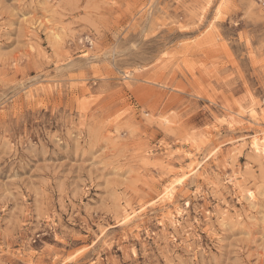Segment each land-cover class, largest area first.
<instances>
[{"label":"rangeland","instance_id":"1","mask_svg":"<svg viewBox=\"0 0 264 264\" xmlns=\"http://www.w3.org/2000/svg\"><path fill=\"white\" fill-rule=\"evenodd\" d=\"M263 146L264 0H0V264H264Z\"/></svg>","mask_w":264,"mask_h":264},{"label":"bare ground","instance_id":"2","mask_svg":"<svg viewBox=\"0 0 264 264\" xmlns=\"http://www.w3.org/2000/svg\"><path fill=\"white\" fill-rule=\"evenodd\" d=\"M257 140V139H256ZM256 143V142H255ZM257 144V143H256ZM260 145V143H258ZM256 146V145H255ZM264 147V146H263ZM258 149V148H257ZM180 182V181H179ZM175 185V184H174ZM170 189H173V185L170 187ZM174 194V193H173Z\"/></svg>","mask_w":264,"mask_h":264}]
</instances>
